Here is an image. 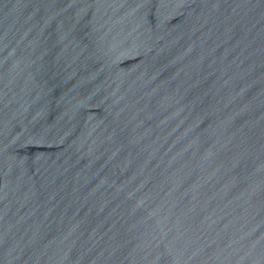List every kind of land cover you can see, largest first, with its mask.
<instances>
[{"label": "water", "instance_id": "95a60500", "mask_svg": "<svg viewBox=\"0 0 264 264\" xmlns=\"http://www.w3.org/2000/svg\"><path fill=\"white\" fill-rule=\"evenodd\" d=\"M0 264H264V0H0Z\"/></svg>", "mask_w": 264, "mask_h": 264}]
</instances>
